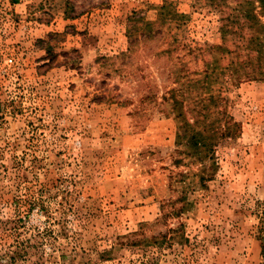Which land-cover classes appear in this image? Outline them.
Returning <instances> with one entry per match:
<instances>
[{
    "label": "rangeland",
    "instance_id": "374dc122",
    "mask_svg": "<svg viewBox=\"0 0 264 264\" xmlns=\"http://www.w3.org/2000/svg\"><path fill=\"white\" fill-rule=\"evenodd\" d=\"M263 235L258 0H0V264H264Z\"/></svg>",
    "mask_w": 264,
    "mask_h": 264
},
{
    "label": "trees",
    "instance_id": "16d2710c",
    "mask_svg": "<svg viewBox=\"0 0 264 264\" xmlns=\"http://www.w3.org/2000/svg\"><path fill=\"white\" fill-rule=\"evenodd\" d=\"M16 1L17 0H11V2H13V3H15ZM258 1L260 3V8L262 9V14L264 15V0H258ZM165 11H167V13ZM168 14H171V15H169L171 17L172 16H177L176 13H174L173 10L168 9V7H166V5L160 6L159 9H158V12L156 14L157 16L154 19V22H152V23L151 22H147V23L144 24V26H151V25H154L155 23L157 25L158 24H163L165 22V18H170V17H166V16H168ZM244 17L247 18L249 22H251L253 20L252 19L253 17L250 16V13H248V12L244 13ZM133 19L137 20V18H135V17L133 18L132 17L131 21H133ZM138 19H140V18H138ZM143 29L144 28H142V30ZM135 31L136 30L133 28V26L130 27L129 30H128V37L133 38V36H135ZM223 31H224V34H225L226 30L224 28H223ZM210 49H212L211 51L218 52L219 46L215 45V46H212ZM175 97L176 96H175V94L173 92H169L168 91L167 94L163 98H164L165 101L173 100L174 101V108H175L176 105H177V104H175V103H177ZM204 109H205V106L203 104L200 105V107L198 109H194L196 111V113H193V117H195V123L199 124L200 120H199L198 117H199V115L200 116L202 115V110H204ZM176 110H178V109L176 108ZM196 116H198V117H196ZM182 121H183L182 126H181L182 133L180 132V134H178V136L186 137L187 133H191V132L189 131V124L187 123V121H186L185 117H183V115H182ZM219 132L220 131L217 129V127L212 128L211 129V137L210 138L217 137ZM191 134H195V133H191ZM190 136H191V138H195L194 135H190ZM198 143L202 144V141H199V140L196 141L195 145H197ZM263 238H264V235H263Z\"/></svg>",
    "mask_w": 264,
    "mask_h": 264
}]
</instances>
